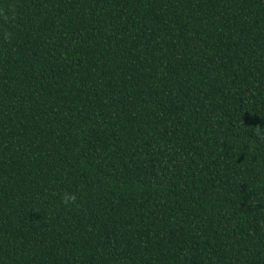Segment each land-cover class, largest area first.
<instances>
[{
  "label": "trees",
  "instance_id": "trees-1",
  "mask_svg": "<svg viewBox=\"0 0 264 264\" xmlns=\"http://www.w3.org/2000/svg\"><path fill=\"white\" fill-rule=\"evenodd\" d=\"M0 264H264V0H0Z\"/></svg>",
  "mask_w": 264,
  "mask_h": 264
},
{
  "label": "clouds",
  "instance_id": "clouds-1",
  "mask_svg": "<svg viewBox=\"0 0 264 264\" xmlns=\"http://www.w3.org/2000/svg\"><path fill=\"white\" fill-rule=\"evenodd\" d=\"M72 198L74 199V197H72ZM67 199H68V198H67V197H65V201H66V202H67Z\"/></svg>",
  "mask_w": 264,
  "mask_h": 264
}]
</instances>
